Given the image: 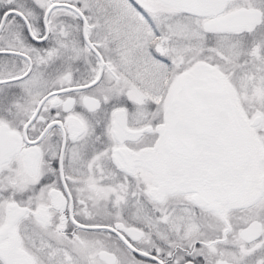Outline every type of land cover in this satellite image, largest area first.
<instances>
[{"label":"snow or ice","instance_id":"obj_1","mask_svg":"<svg viewBox=\"0 0 264 264\" xmlns=\"http://www.w3.org/2000/svg\"><path fill=\"white\" fill-rule=\"evenodd\" d=\"M0 264H264V0H0Z\"/></svg>","mask_w":264,"mask_h":264}]
</instances>
